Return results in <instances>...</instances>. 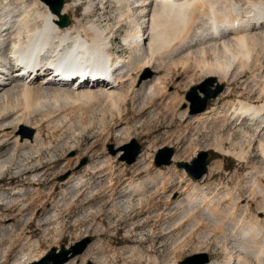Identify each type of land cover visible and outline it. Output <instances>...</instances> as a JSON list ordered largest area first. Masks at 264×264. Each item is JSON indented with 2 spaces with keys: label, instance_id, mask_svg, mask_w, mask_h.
I'll use <instances>...</instances> for the list:
<instances>
[{
  "label": "bare ground",
  "instance_id": "obj_1",
  "mask_svg": "<svg viewBox=\"0 0 264 264\" xmlns=\"http://www.w3.org/2000/svg\"><path fill=\"white\" fill-rule=\"evenodd\" d=\"M82 1L83 0H66L62 15H68L72 9L74 10L79 7V3ZM110 1L116 5L115 12H118L116 18L117 22L114 24L117 25L116 28L118 26V29L122 28L123 26L121 24L123 23L129 25V31L126 33L127 36L123 38L124 46L131 51L127 58L120 55L114 56L111 53L113 48L112 27L115 26L111 27L105 25L104 27L101 24H96L92 20H89L88 24L84 25H82V22L76 24L74 21H71L70 26L61 28L58 25L60 17L53 14L49 5L47 6L41 0H0V60L4 61V64H0V151L12 145L10 142L14 139V146L9 149L7 154L5 153L6 155H0V180L4 178L3 176L6 175L15 164L19 165L17 162L18 159L16 160V155L18 153L28 151L26 156H30L29 158L27 157V159L25 157V160L22 161V163H24L34 156L38 157L37 155H40V151H44L42 149H45V147H50H48L49 142L47 145L42 142L43 139L41 138L42 136L40 137V127L44 119H49L54 113H51V116L45 115L46 118L40 119L37 123L34 120V126L32 123L34 114L37 112L40 113V108H44L42 109L43 111L45 110L46 104L44 105L43 100L46 103H50L49 101L53 99V103L58 106L62 98L73 102L83 100L90 102L92 99L99 96H101V98L106 97L108 101H111H109V103H112V106L119 113L120 119L124 120L125 114L127 113L121 108V104H126L128 102L130 94L135 96L138 94L143 100L142 106L140 107L141 113L139 114L142 116L153 104H156L158 97H161L160 100L162 101H168L166 96L168 84L166 82L170 74L167 73L163 75L164 77L158 75L152 80H149V78H140V73L145 69L166 68L165 66L170 65L169 63H172L171 66L178 64V67H180V65H185L186 69L195 64L194 68L200 70L202 74L205 75V78H219L218 81L214 80L213 86L227 82L230 83V90L235 82H238V80L250 74L248 77L249 80L247 81V85H249L247 90L249 89V92H247L245 96L231 99L230 102L227 101L224 108L215 107L206 112L204 111L205 113L202 112L195 115L193 124L197 125L196 130L199 129L200 131L202 128L206 129L205 127L207 124L210 125L214 122L217 124H223L224 122L229 123L227 127L220 125L221 128L213 125L217 132H214L216 133V135L214 134L215 137L219 134L218 131L224 129L229 133V135H227L229 138L226 139L231 141L230 153L234 152L239 160L247 161L246 153H250V151L247 152V150L257 145L255 148L264 155V26L259 27L261 25V22H259L252 30L245 31L250 25L245 20L249 15L254 13L253 8L255 11L260 12V14L256 15V18L253 19V22L258 20L264 21V0H165L164 2L156 0L155 4L151 5L148 0ZM88 4L89 5L85 7V15L86 18H91L95 2L89 0ZM230 18H233V21L235 20L238 23L235 25L232 20L227 23ZM229 31H234V33H231L229 36L225 35V32ZM9 38L11 39V45L6 49L5 43L9 41ZM32 43H37L38 46L33 47V45H31ZM20 51H24V54H20V57L16 59L13 55L16 56ZM8 54L12 58H8ZM14 62H16L15 65H21L23 63L28 65L29 63H34L33 68L39 69L42 72L49 67L56 68L59 71L63 70L64 72L75 69L85 72L89 70H94L99 73L105 72L106 74L117 75L118 88H82L78 91H73L71 89L67 90L68 88L55 86V88L57 87L58 89L55 91L62 93H54L55 97L53 98L43 97L41 95L37 98L36 95H39V92L36 94L34 88L38 87L42 90V88H45L44 85H47V87H51L52 85L43 82H40L41 84L39 85L38 82V86L35 87V85L33 86L32 83H29L27 80L17 79L16 77L18 76L11 75L9 71V66H13ZM1 71H5L9 74L4 75ZM202 74H200V76H202ZM190 82H193V80H190ZM136 85H142V87L139 90H134ZM50 90L52 89L50 88ZM51 93H53V91H51ZM35 97L37 100H35ZM32 98L35 101H32ZM134 99H136V97L133 98V101ZM177 99H179L178 96ZM169 100L174 102L173 99ZM93 101L94 100H92V102ZM84 103L85 102H83V104ZM171 106L172 105H169L167 102L163 103V107H165L167 112ZM187 112L188 110L184 111L180 116L184 118ZM140 122L142 123V121ZM23 126L30 127L36 131L33 140L23 137V131H18V129H22ZM210 126L211 128L213 127L212 125ZM204 129H202V131ZM230 132H232V134H230ZM129 138H132L131 135H129ZM223 138L219 139L220 143L218 140V143L216 142V148L222 151V153L217 154L219 159L214 166L209 167L210 172L206 177L219 173V171L222 172L224 169L223 162L225 160V155H223V152L225 151L226 145ZM233 139L235 142L232 141ZM120 154L121 151L118 157ZM148 156H150V154H148ZM143 157L144 155H141L140 159ZM248 158H250V161L254 159L251 157ZM36 160L38 161L36 167L31 166L33 161H29L26 164V166L32 167L29 170H20L21 167H25V164L19 165L17 169L20 171L18 175L16 174V179L29 175L28 177H33L30 179L31 181L35 180L34 178L36 175L34 173L38 170L35 168H39L40 170L44 168V166L39 167V159L37 158ZM111 161L112 159L107 157L105 161L99 162L100 164L98 166L91 167L89 164V166L86 167V174L90 172L94 174V177L97 174H100V177L104 175L106 178V185L100 184V180L99 182L97 181L100 184L97 186V184H95L96 182H93V178L87 180V175L79 174L76 179L72 176V181L65 183L66 185L72 184V187H70V192L66 189L62 194V202L66 204V206L63 207L66 208L69 205L67 203L68 200H70L68 199L69 197H72V200H70L72 202L70 203L69 201L71 204L70 206L75 202V198H78L79 200L81 199L82 205L83 203H87V210L92 213L95 208L93 205L91 206V204L100 200L98 207L101 209L102 206H106V202L109 199L108 201L111 200V204L113 205L112 212L117 214V200L121 198L124 205L123 208L126 206L129 208V210L127 208L124 209L128 217L137 214V218H140L146 211L145 209H147L146 213L151 215V213H149V205L151 203L150 200L153 199H151L153 195L151 192L150 194L152 196H148L151 191L148 190V182L150 181L155 184L156 188L162 182L161 185L163 190H166L165 185L167 182L172 181L173 173L166 174L163 173L161 169H158L159 173L155 177L149 176L146 180L142 181L131 179L127 182V186L123 191L118 192L115 187L116 184L114 179L116 175L115 166H113ZM33 169H35V171ZM143 169L147 170L146 167ZM158 178H161L160 183L156 182ZM177 178L180 179L178 182L179 186L183 181H181L182 178H179V176H177ZM237 179L245 183L248 201H246L244 205H241V202L245 201L241 195V183L235 184L234 186H231V184H224L223 182L204 185L203 183L196 182L199 180L193 181L190 179L188 184L184 186L185 198L181 201L176 200L172 202L169 210H165V212H168L165 219L170 218L169 221L173 224H168L169 227L162 231L164 237L171 236L175 238L174 247L172 245L175 257L177 253L182 254V251H185L186 246H183L184 244L182 245L183 247L181 246V243H183L181 239H183L182 237L185 231L183 234L181 232L184 230V225L188 223V227L190 228V231L188 229V231H186V233L189 234L188 236H213L218 241V244L223 247L226 253L225 260L223 263H218L216 261L214 264H264V167L262 170H248L242 178ZM106 187L107 190L104 191V194L108 191L112 195L108 196V198L106 196H101V189H105ZM180 188L183 189V186H180ZM21 192L22 190H19L18 193L15 192L20 198L9 202L12 205L11 209H14L18 204L22 207L25 206L26 203L29 204V200H20ZM35 195L39 197H37L36 203L43 199L41 192L38 190H36ZM2 197H0L1 202L12 199L11 196H7L8 198L2 200ZM89 198H92V200L89 201ZM34 201L35 200L30 203L28 208H32L33 205L35 206ZM3 204L2 206L5 205ZM9 207L10 206H8V208ZM130 209H132V211L128 212ZM99 214L100 210L97 212L94 219H96V216ZM119 215H121V213H119ZM175 215H177V218H174L176 217ZM59 216L60 214L58 211L54 212L53 215L50 216V222L58 221V219L60 220ZM160 218L161 215L156 219ZM25 224L30 225L31 222L26 219ZM148 224L149 223H147V225ZM203 225L207 226L208 229L200 230V227H203ZM151 229H149V231H151ZM13 232L14 235L9 238V247L5 248L0 257V264H9L11 250L14 246L12 242L13 237L17 238V236H20L16 233L15 228ZM180 233L182 235H179ZM176 234L177 237L175 236ZM84 235L88 236L86 234ZM128 235L129 238L132 237V234ZM179 236H182L180 240ZM21 237L23 236H20V238ZM16 240L15 243L20 241V239ZM177 240L182 242L178 243ZM27 243L30 244L31 242L27 241ZM35 245L38 247L40 246L39 243L36 242L34 246ZM202 245L206 246V244H201L200 246ZM23 248L25 249V247ZM97 249L99 248L97 247ZM31 250H22L13 264H37L48 255L46 251H38V254H34L36 250L34 251L32 248ZM33 251L34 253H32ZM131 251L132 253L134 252V255L137 252L135 249H130V252ZM111 256L114 257L115 255L113 256L112 254ZM176 258L173 256L170 262L164 264H179L180 262ZM153 259L155 264H159L158 261L160 258L154 255ZM102 261L105 263L106 260L104 259L101 260V262ZM86 263L84 259L82 264ZM66 264H76V259H71ZM106 264H108V261Z\"/></svg>",
  "mask_w": 264,
  "mask_h": 264
},
{
  "label": "rangeland",
  "instance_id": "obj_2",
  "mask_svg": "<svg viewBox=\"0 0 264 264\" xmlns=\"http://www.w3.org/2000/svg\"><path fill=\"white\" fill-rule=\"evenodd\" d=\"M92 1L95 2V6H93V15L91 18L88 17L86 18L85 15L86 13L85 7L89 5L88 4L89 0H83L82 2L79 3V7H77L74 10L72 9L68 14L69 17L71 18V21H74V23L76 24L82 22V25H84V24H88L89 20L90 21L92 20L94 23L101 24L104 27L105 25H109L111 27L115 26L112 27L113 48L120 46V50H122V52L119 55L127 58V56L131 51L126 49V47L124 46L123 38L127 36L126 33L127 31H129V25L123 23L121 24L123 26L122 28L118 29L119 26L116 28L117 25L114 24H116L117 22L116 18L118 12H115L116 5L113 4L112 1L110 0L108 1L92 0ZM102 1L105 2L106 4L103 3ZM10 42L11 39L9 38V41L6 42L5 44L7 43L9 44ZM169 64L170 65L165 66L166 68L150 69L155 74L151 78H149V80L150 79L152 80L155 76L161 75L162 77L167 73L170 74V76L167 77V80L169 82L168 81L166 82L168 84V85L166 84L167 85L166 96L168 98V101L167 100L162 101L160 100L161 97H158L156 100L157 101L156 104L152 105L153 108L151 107L150 109H148L144 114H142V116H140L139 114L141 113L140 107L142 106L141 104L143 103V100L142 98H140L138 94L136 96L130 94V98L128 99V102L126 104H121V108L125 110L127 113L125 114L124 120L120 119L119 113L112 106V103L111 104L109 103L110 100L108 101L106 97L101 98V96H99L95 98L96 100L92 99L94 100L93 102L92 100L90 102L89 101L87 102L86 100L73 102L71 100H65L64 98H62L59 102L60 105L58 104V106L57 104L53 103L54 101L53 99L52 101H49L50 103L48 102L46 103L43 100L44 105L46 104L45 105L46 107L44 106L45 110L43 111L42 109L44 108H40L42 112L40 111V113L37 112L34 114V116L36 115L37 116L36 117L33 116L32 123L34 126L35 121L37 123L40 121V119L46 118L45 115H50L51 113H54L52 114V116L50 115L51 117L49 119H44L43 123H41L42 126L40 127V131L42 134V135L40 134V137L42 136L41 138L43 139L42 142L46 143L45 145H47L49 142L50 145L48 144V147L49 146L50 147L49 148L45 147V149H42L44 151H40L39 153L40 155H37L38 157L34 156L35 158L32 157L31 158L32 160L30 159L29 161L30 162L33 161L32 162L33 165L31 164V166L36 167L38 165V161L36 159L38 158L40 162L39 167L44 166V168L42 170H40L39 168H35L38 170L36 173H34L36 177L34 178L35 180H32L33 182L30 180L33 177L30 178L28 177L29 175L16 179L18 172L20 170H25V169L29 170L32 168L26 166V164L29 161L27 162L25 161L26 163L25 162L22 163V161L25 160V157L26 159L27 157L29 158L30 155L26 156V154H28V151L21 152L16 155L17 157L16 160L18 159L17 162L19 163V165L25 164V167L23 166V168L21 167L22 169L20 168L19 170L17 169L19 168L18 167L19 165L15 164L14 166L15 168L12 167V169L9 172H7L6 175L3 176L4 178L0 180V197L4 196L2 197V200L8 198L9 196L12 197L11 200H6L5 202L0 201L1 202L0 203V257L4 252L5 248L9 247L8 244L9 238L14 235L13 231L15 228L16 233H18L20 236L23 237L21 238L20 236H17V238L13 237L12 242L14 243V246L11 250V257L9 258L10 259L9 264L14 263V260L19 256L22 250L25 251L26 249V251H30L32 248L34 251L36 250L35 253L34 251L32 252L34 254H38L37 253L38 251L39 252L46 251L48 254L52 249L55 248L60 249L61 246L63 245H66L67 247L73 246L75 243L85 239L86 237L91 238L92 242L85 251V253L72 259V260L76 259V264H82L84 259L86 260L87 263L92 262L93 264H106L107 261L108 264H155V262H153L154 255L155 257L157 256L158 258H160L158 261L159 264L170 262L173 256L174 258L177 257L176 259L179 260L180 262L179 264H183L185 259H187L188 257H191L193 255L204 254V253L208 254L209 258L212 261L211 263L208 262V264H214L216 261L218 263L221 262L223 263L226 257V253L223 250V247L220 244H218V241L215 239V237L213 236L207 237V235L206 236L202 235V237L200 235L199 236L194 235L191 237L188 236L189 234L186 233V231L190 229L188 227L189 225L188 223L184 225L183 227L184 230L183 231L181 230L182 234L185 231L183 237L179 236V240L181 239V237L183 238L181 239L183 241V243H181V246L183 244H184L183 246H186L185 251H182V254L177 253V256L175 257L172 248V245L174 247L175 244V238L171 236L168 237L163 236L162 231H164V229H167L170 223L173 224L171 221H169L170 218L165 219L166 214L168 213L165 212V210H169L170 204L172 202H175L176 200L181 201L185 198L184 186L188 184L190 179L196 181L189 176V174L186 172L185 169L178 168L177 164L179 162L192 163L197 158L198 154L202 153L203 151L209 152L210 163L208 166V172L201 180L196 182H200L201 184L203 183L204 185L213 184V183L218 184L220 182H223L224 184H231V186L241 183V192H242L241 195L243 200H245L241 202V205L242 204L244 205L246 204V201H248L247 193L245 189V183L242 180L239 181L237 178H242L248 170H253V169L262 170V168L264 167L263 165L264 155H262L260 151L255 148L257 145H255L254 143L255 147L253 146V148L247 150V152L250 151V153L248 154L246 153V158L248 160L247 161L239 160V158L235 156L234 152L232 153L229 152L231 141H228L229 139L228 140L226 139L229 138L227 136L229 135V133L226 131V129L218 131L220 135L218 134L215 137L217 132L214 128V125H216L217 127L218 126L220 127V125H224L227 127L229 123L224 122L223 124H217L216 122H214L210 124L213 126L212 128L210 125L207 124L205 127L206 129L202 128L204 130L202 131V129H200L199 131V129L196 130L197 125L193 124L195 115L194 116L188 115L189 108L187 109L188 112L186 113L184 118H182V116L180 115L184 111H187L183 107L185 104H189L186 101L187 92L191 88L195 86H199L204 81L210 79L205 78V75L202 74L200 70H197V68L195 69L194 68L195 64L193 66L191 65L192 67V68L190 67L191 69L190 68L186 69L185 65L184 66L180 65V67H178V64H176L177 66L176 65L171 66L172 63ZM196 70L198 71V73ZM147 71L148 69L142 71L140 73V78H144ZM200 74H202V76H200ZM249 75L250 74H247L245 78H241L240 80H238V82H235L234 86L231 87V90L229 89L230 83L227 82L222 83V85L225 87L224 91L216 99L209 101L207 110L215 107L224 108V105L227 104V101L230 102L231 99L239 98L240 96H245V94L249 92V89L247 90L249 86L247 85L248 83L247 81L249 80L248 78ZM189 77L192 79H190ZM144 79H148V78H144ZM190 80L191 81L193 80V82H190ZM213 80L218 81L219 78H215V79L213 78ZM38 82L39 81H37V83H32V85L33 86L35 85L36 87L38 86ZM41 83L39 82V85ZM217 86L214 87L216 88ZM44 87L47 89L42 88L43 91L41 90V88L38 87L34 88L36 94H38L39 92V95H36L37 98L40 95L43 97L53 98L55 97L54 93H62L59 91H55L57 89V87L55 88V86L47 87V85H44ZM49 87L52 90H50ZM141 87L142 85L139 86L136 85L134 90H139ZM51 91H53V93H51ZM177 96L179 99H177ZM36 97L35 100H37ZM134 97H136V99H134L133 101ZM169 99L171 100L173 99L174 102L170 101ZM35 100L33 99L32 101ZM83 102L87 104L85 103L83 104ZM164 102L165 103L167 102L169 105H172L171 107H169L168 112L167 110H165V107H163ZM140 121H142V123ZM19 129L18 131H23L21 128ZM230 134H232V132H230ZM35 135H36V131H35ZM129 135H131L132 138H129ZM221 138L224 139V143L226 145L225 151L223 152V155H225V160L223 162L224 169L222 172L219 171V173H215L211 176L206 177L210 172L209 167L214 166L219 159L217 154L222 153V151L216 148V145L218 142L220 143L219 139ZM133 139L137 140V142L141 145V154L139 155V158L135 163L129 165L125 161H121L120 157L124 154V151H122L123 147L129 144ZM232 141L235 142L234 139ZM13 143H14V139L10 142V144L12 145H9L8 147H6L7 149L4 148L3 150L0 151V153H2L0 155L1 156L6 155L9 149L14 146ZM109 145H114V149L117 152L115 155L112 152H110ZM165 147H169L174 150L173 164L169 166L163 165L161 167H157L155 165V157L157 155V152ZM120 151L121 154L118 157ZM148 154H150L151 157L148 156ZM141 155H144V157L140 159ZM107 157H110L112 159L111 162L113 166H115L116 175L114 179L116 184L115 187L118 192H122L123 189L127 186V182L131 179L142 181V180H146L149 176L155 177L159 173L158 169H161V171H163V173L166 174L173 173L172 181L167 182V184L165 185L166 190H163V187L161 185L162 182L160 180L161 178H158L156 180V182L159 183L161 182L159 186H157V188L155 184L151 183L150 181L148 182L149 184L148 190H151L149 194L152 192L151 194L153 195V196L151 194L148 195V196H152L151 199L153 198L152 200H150L151 202L149 205L150 208L148 207L149 213H151V215L147 214L146 213L147 209H145L146 211L143 213V215L140 216V218L139 217L137 218L138 216L137 214H133L128 217L124 209L127 208L129 210V208L128 206L123 208L124 205L122 203L121 198H119L121 200L119 199L117 200V205H116L118 210L117 214L112 212L113 205L111 204V200L108 201L109 199L106 202V206H102L101 209H99L100 207H98L100 200L91 204V206L93 205V207L95 208L93 209L92 213H90V211L87 210L88 209L87 203L85 204L83 203L82 205L80 201L81 199L79 200L78 198H77L78 200L75 198L74 200L75 204L72 203L73 205L70 206L71 205L70 203L72 202L70 200H72L71 199L72 197L69 196L68 199L70 200H68L67 202L69 204V205L67 204L68 208L63 207L66 206V204L62 202V194L66 189L67 191L69 190L70 192L71 190L70 187H72L71 186L72 184L66 185L65 183L71 182L73 177L76 179L79 176V174L87 175V180L93 178L94 181L93 180L92 181L94 183L96 182L95 184H97V186L99 183L106 185L105 183L106 178L104 177V175L100 177V174H97L94 177V174L90 172L86 174V167L89 166V164L91 165V167L98 166L100 164L99 162L105 161ZM248 157L254 159L253 160L251 159L250 161V158ZM84 161H87V163L86 165L82 166ZM145 167L147 170L149 168V170L147 171L143 169ZM35 169L33 170L35 171ZM89 174H91L92 176ZM177 176H179V178H182L181 181H183V183L180 184L179 186H178V182L180 181V179H178ZM64 177H66V179L62 180ZM97 181L100 182L98 183ZM180 186H183V189H181ZM12 187L16 190H14ZM17 190L18 191L22 190L20 194L21 196L20 200L23 199L24 201L29 200L28 202L29 204L26 203V205L23 207L18 204V206H16L14 209H11L12 205L9 202H12L14 199L20 198L15 193V192L18 193ZM36 190L41 192L43 198L42 199L43 201L40 200V202L38 203H36L37 202L36 199L38 197L35 195ZM101 190H102L101 196H106L107 198L108 196H112L108 191L106 192V194H104L105 193L104 191L107 190V187ZM92 198H89L90 199L89 201H91ZM33 200H35L34 201L35 206L33 205L34 207L32 206V208H28V206L30 205V203L33 202ZM2 204L5 207L2 206ZM56 204L58 205L59 208L57 207ZM8 206L10 207L8 208ZM99 210H100V214L96 216V219L98 218L96 220L94 218L97 212H99ZM56 211H58V213L60 214L59 216L60 220L58 219V221L50 222L51 221L49 220L50 216H52L53 213ZM131 211L132 209H130V211L128 212ZM119 213H121V215H119ZM160 215L161 218L156 219ZM175 216L176 217L174 218H177V215ZM26 219H28L29 222H31L30 225L25 224ZM99 223L101 224V228ZM147 223L149 224L147 225ZM148 228L149 229L152 228L151 231H149ZM207 229L208 228L205 225H203V227H200V230H207ZM181 233L179 235H182ZM84 234L88 236H85ZM128 234H132V237L129 238ZM175 236L177 237V234ZM205 237L207 238V240ZM204 238L207 242L204 240ZM16 239H20L21 242L19 241L15 243V241H17ZM201 240L202 241L204 240L203 243ZM27 241L31 242L32 244L27 243ZM182 241H178V243ZM35 242L39 243L40 246L39 247L37 245L34 246ZM198 243L200 245L206 244V246L205 245L200 246ZM23 247H25V249ZM33 247H35L36 249ZM97 247L99 249H97ZM130 249H135L137 251L135 255L134 252L133 253L132 251L130 252ZM138 251H140L141 253ZM112 254L113 256L115 255L114 256L115 258L111 256ZM104 259L106 260L105 263L103 261L101 262V260Z\"/></svg>",
  "mask_w": 264,
  "mask_h": 264
},
{
  "label": "water",
  "instance_id": "obj_3",
  "mask_svg": "<svg viewBox=\"0 0 264 264\" xmlns=\"http://www.w3.org/2000/svg\"><path fill=\"white\" fill-rule=\"evenodd\" d=\"M47 5H49L53 14L60 17L58 25L61 28H66L71 25V18L69 15H62V11L65 6V0H42ZM155 73L148 69L144 78H151ZM214 80H206L201 85L191 88L186 94V101L189 104L184 105V109L189 108V116H194L200 114L207 110L210 100L216 99L225 89L221 84L216 88L213 86ZM215 88V89H213ZM22 135L30 140L34 138L35 130L28 127H22ZM109 150L114 155L117 153L114 149V145H109ZM124 154L120 157L121 161H125L127 164L131 165L137 161L139 155L141 154V145L137 140L133 139L129 144L123 147ZM174 150L169 147L160 149L155 157V165L161 167L163 165L169 166L173 164ZM87 161H84L83 165H86ZM209 152L203 151L198 155V157L192 163L179 162L177 164L178 168L185 169L189 176L194 180H201L208 172L209 166ZM66 179L64 177L62 180ZM92 240L89 237L75 243L71 247L66 245L61 246L60 249H52L48 255L37 264H66L71 259L82 255L85 253ZM210 260L208 254L193 255L185 259L183 264H206ZM87 264H93L88 262Z\"/></svg>",
  "mask_w": 264,
  "mask_h": 264
}]
</instances>
